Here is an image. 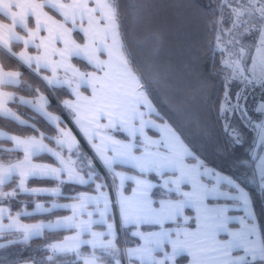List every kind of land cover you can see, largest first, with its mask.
Masks as SVG:
<instances>
[{
	"label": "snow or ice",
	"instance_id": "6c2138e0",
	"mask_svg": "<svg viewBox=\"0 0 264 264\" xmlns=\"http://www.w3.org/2000/svg\"><path fill=\"white\" fill-rule=\"evenodd\" d=\"M123 7L120 0H0V54L48 90H66L62 105L93 152L80 151L39 88L0 64V117L36 133L0 131L11 143L0 145V264H264V223L252 195L208 166L195 143L231 155L244 144V129L254 132L238 161L254 168L264 193V0H216L215 9L199 0ZM161 7L175 13L178 28L207 36L206 54L197 47L177 63L162 59L152 25ZM25 85L31 99L4 90ZM17 102L55 135L14 112L9 104ZM42 154L54 163L34 162ZM32 178L57 186L30 188ZM64 186L72 187L65 197L72 203L35 202L34 209L71 215L22 222L33 215L22 195L61 197ZM58 229L74 232L44 244L46 256L21 257L17 245Z\"/></svg>",
	"mask_w": 264,
	"mask_h": 264
},
{
	"label": "trees",
	"instance_id": "16d2710c",
	"mask_svg": "<svg viewBox=\"0 0 264 264\" xmlns=\"http://www.w3.org/2000/svg\"><path fill=\"white\" fill-rule=\"evenodd\" d=\"M120 2L122 5V12H123L124 11L123 6L129 3H132L133 0H120ZM159 2L163 4L164 0H159ZM199 3L201 5L211 4L213 9L216 8V2L212 3V0H199ZM198 12L204 15H210V13H207L204 8L199 9ZM174 16H175V13L170 8L161 7L155 12L152 18V25L159 36V43H160L161 51H162V59L171 60V62L177 63L184 58V51L188 50L189 48L195 49L197 47L200 48L202 55L206 54L207 53V36L197 27L178 28L176 24L174 23ZM19 48L20 46L16 47L14 50L17 51ZM0 61L6 67V69L17 70L23 73L22 80L26 82V85H31L33 88H39L43 90L44 92H47L50 97L49 108L52 109L53 111L60 112L66 118L67 122L76 130V133L79 136L81 143L90 152H92V150L90 149L89 145L86 143L82 135L79 133V131H77L75 125L73 124L69 115L66 113L65 109L60 105V103L56 101L55 97L51 95L49 90L45 88L43 83L39 80V78L35 74H33L26 67L20 65L16 59L11 58L7 55L0 54ZM26 85L19 86V87H16V86H8V87L12 89L16 88L26 95H35V93L30 92L28 90ZM54 91L56 92L58 96V100H60L62 97L67 96L66 90L64 89H60V90L54 89ZM10 105L12 107H16V105L25 107L29 113L28 116L26 117L27 119H29L30 123L36 124L37 127L40 129V131H44V132L50 131L52 133H55L54 126L49 125L44 120L43 117H41L38 113H36L31 108L27 106H22L18 102L11 103ZM25 108H20V110H23ZM209 119L211 120V117H209ZM0 127L6 128L20 135H25V136L36 135V133H34L31 128L25 125H19L17 122H14L4 117H0ZM244 131H246L244 132L245 134L244 144L238 147L236 151L232 153L231 155L220 154L217 151H214L212 148L205 149L204 145L200 143L199 141L195 143H196V147L200 150L201 154L207 161V165L213 166L216 169H219L226 174L232 175L237 180H239L242 186H244L247 189V191L252 195L254 199L255 211L260 219V222L264 223L263 194L260 192L258 184L253 180L256 176L254 174V168L248 167V166H242L238 161V158L247 156V149L251 147L253 133L252 131L249 132L248 129L246 130L244 129ZM0 145H3L4 147H11V143L5 139H0ZM3 159L6 162L8 160V157L4 156ZM35 159L54 163L53 158L47 154H42L41 156L36 157ZM97 165L99 166L98 168L101 170V173H102L103 169H101L100 164L97 163ZM29 182L30 184L39 183V184L48 185V186L56 185V182L50 179L32 178L30 179ZM62 190L64 192V195L59 197V199L67 200L65 197L72 191V187L64 186ZM85 190H91V188L90 187L89 188L77 187L75 189V191H85ZM47 198H50V197L45 196V195H38V196L22 195L20 197V200L27 202L26 210H31L34 208L35 202H37L38 200H45ZM19 207L20 205H16L17 209ZM64 213H67V210L65 209L57 210L56 209L52 211L51 213L35 214V215H32L30 218H26V219H37V218H43L45 216L54 217V216H58ZM68 232L70 231L66 229L53 230V231L45 232L40 237L32 238L28 245H21V249H22V251L20 252L21 257L26 258L29 256H34L36 257V259H39L41 256H46L48 253L42 246L48 242H54L56 240H60ZM127 238L128 237L126 236L122 237L120 233L121 241H124ZM82 250L88 251L87 246H84ZM59 259H64V258L61 257Z\"/></svg>",
	"mask_w": 264,
	"mask_h": 264
},
{
	"label": "rangeland",
	"instance_id": "374dc122",
	"mask_svg": "<svg viewBox=\"0 0 264 264\" xmlns=\"http://www.w3.org/2000/svg\"><path fill=\"white\" fill-rule=\"evenodd\" d=\"M213 2H216V0H212V3ZM20 49V48H19ZM18 49V50H19ZM75 62V61H74ZM9 70H11V69H9ZM17 71V70H16ZM7 88H9L8 86L7 87H5V89H7ZM15 88V87H14ZM4 89V90H5ZM10 89H12V88H10ZM13 91H9V90H5V91H9V92H16L17 93V95L18 96H24V97H26V98H29V99H31L34 95H26V94H24L23 92H21V91H19L18 89H12ZM40 91H42L44 94H46V96L48 97V100H49V102H50V97H49V95H48V93L47 92H44L43 90H41L40 89ZM49 92L51 93V95L53 96V97H55V99H56V101L58 102V103H60V105L63 107V105H62V101L64 100V99H66V98H70V97H68V96H66V97H62L60 100H58V96H57V94H56V92L54 91V90H49ZM256 96H257V98L259 97V92H257L256 93ZM60 98V97H59ZM255 104V100H250L249 101V106H250V108L253 106ZM21 105V104H20ZM22 106H25V105H22ZM12 107V106H11ZM20 108H25V107H21V106H19V105H16V107H12V110L14 111V112H16L18 115H20L23 119H25V120H29V119H27V117L26 116H28V111H27V109L25 108V109H23V110H20ZM64 108V107H63ZM48 111L49 112H51V113H53L54 115H57V116H59V117H61V119L63 120V124L61 125V127H65L66 129H70L71 130V133L76 137V139L79 141V149H80V151L83 153V154H85L86 156H88V157H92L93 155V152H90L82 143H81V140H80V138H79V136L77 135V133H76V130L67 122V120H66V118L60 113V112H57V111H53L52 109H50V108H48ZM65 111H66V113L69 115V117H70V119H71V116H70V114L67 112V110L65 109ZM23 113V114H22ZM25 115V116H24ZM255 115V118L257 119V120H259V119H261L262 117H260L259 115H257V114H254ZM72 120V119H71ZM76 127V126H75ZM76 129H77V131H79L78 130V128L76 127ZM0 131H3V132H6V133H9V134H12V135H20V134H18V133H15V132H13V131H10V130H8V129H6V128H3V127H0ZM49 135H55V133H52V132H47ZM80 133V132H79ZM253 133V137H252V140H253V138H254V135H255V133L254 132H252ZM81 134V133H80ZM154 133H151L150 132V135H153ZM20 136H23V135H20ZM25 136V135H24ZM0 139H4V138H0ZM85 140V139H84ZM86 141V140H85ZM47 143H48V141H46ZM52 145V147H55V145L54 144H51ZM92 153V154H91ZM39 160V159H38ZM43 161V160H42ZM208 166H210V165H208ZM96 167L98 168L99 166L96 164ZM99 169V168H98ZM224 173V172H223ZM226 174V173H225ZM228 175H230V174H228ZM232 176V175H231ZM233 177V176H232ZM233 178H235V177H233ZM236 179V178H235ZM237 180V179H236ZM257 184H258V186H259V179H258V177L257 176H255V178L253 179ZM30 181V180H29ZM28 181V186L29 187H56L57 185H43V184H30V182ZM237 182L238 183H240L239 182V180H237ZM241 185V184H240ZM242 186V185H241ZM242 187H244V186H242ZM245 188V187H244ZM246 189V188H245ZM129 190H130V186H129ZM247 190V189H246ZM63 191V190H62ZM85 191H91V190H85ZM64 193V192H63ZM263 194V200H264V193H262ZM45 196H48V195H45ZM53 199H56V200H58L59 199V197H52L51 195H50V198H47V199H45L46 200V202L47 201H51V200H53ZM45 200H38L37 202H39V201H45ZM62 200V199H61ZM67 200H69V199H67ZM54 210H56V209H54ZM53 210V211H54ZM58 210V209H57ZM27 211H29V212H33V213H35V214H47V213H49V212H47V213H36L35 212V209L33 208V209H31V210H27ZM35 214H33V215H35ZM239 214H241L242 215V213H239ZM56 218V216H54V217H43V218H37V219H26V218H22V221L23 222H25V223H29V224H31V223H36L37 221H42V220H44V221H52L53 219H55ZM5 222H7V221H5ZM48 230H45L44 231V233L45 232H47ZM43 233V234H44ZM42 234V235H43ZM121 236L122 237H124L125 235H124V233L123 232H121ZM34 238V237H33ZM16 248L17 249H19L20 250V252L22 251V249H21V245H17L16 246ZM183 264H186V261L185 262H183Z\"/></svg>",
	"mask_w": 264,
	"mask_h": 264
},
{
	"label": "crops",
	"instance_id": "0c3cea01",
	"mask_svg": "<svg viewBox=\"0 0 264 264\" xmlns=\"http://www.w3.org/2000/svg\"><path fill=\"white\" fill-rule=\"evenodd\" d=\"M20 50V49H19ZM19 50H17V51H19ZM0 64H2L1 63V61H0ZM9 70V69H8ZM5 90H11V91H13L12 89H10V88H7V89H5ZM42 92V91H41ZM43 93V92H42ZM44 94V93H43ZM44 95H46V94H44ZM11 104V103H10ZM9 104V107H11V105ZM12 108V107H11ZM24 136V135H23ZM46 142V141H45ZM47 143V142H46ZM87 143V142H86ZM88 144V143H87ZM89 145V144H88ZM50 147H52V145L50 144L49 145ZM90 147V146H89ZM91 149V148H90ZM34 162H36V163H41V162H46V161H42V160H38V159H35L34 158ZM46 163H53V162H46ZM30 188H32V187H30ZM35 188H44V186L43 187H35ZM48 188H53V187H48ZM44 195H47V194H44ZM49 197H50V195H48ZM53 197V196H52ZM53 202H56V203H60V204H65V203H72L73 201H71V200H61V199H58V200H56V199H53V200H51L50 202L49 201H47L46 202V200L45 201H39V203H42V204H44L45 205V207H50L51 206V204L53 203ZM36 213H47V212H37V211H35ZM69 215H71V211L70 210H67V213H64V214H60V215H58V216H56V218L55 219H53L52 221H54V220H56V219H58V218H62V217H65V216H69ZM42 221H44V220H42ZM23 222V221H22ZM37 222H40V221H37ZM36 222V223H37ZM45 222H47V221H45ZM23 223H25V222H23ZM58 230H60V229H58ZM96 230H98V231H100V230H103L102 228H99V227H97L96 228ZM70 232H68V233H66L60 240H62L65 236H68V235H72L73 234V232H74V230H69ZM56 241H59V240H56Z\"/></svg>",
	"mask_w": 264,
	"mask_h": 264
},
{
	"label": "bare ground",
	"instance_id": "6f19581e",
	"mask_svg": "<svg viewBox=\"0 0 264 264\" xmlns=\"http://www.w3.org/2000/svg\"><path fill=\"white\" fill-rule=\"evenodd\" d=\"M246 130V129H245ZM244 132H246V131H244ZM249 132H250V130H249ZM248 134V133H247ZM248 136V135H247ZM249 137V136H248ZM33 214H35V213H33Z\"/></svg>",
	"mask_w": 264,
	"mask_h": 264
}]
</instances>
